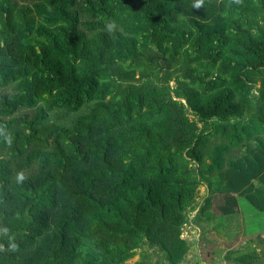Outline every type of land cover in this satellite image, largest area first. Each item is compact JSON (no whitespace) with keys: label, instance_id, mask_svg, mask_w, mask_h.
Masks as SVG:
<instances>
[{"label":"trees","instance_id":"16d2710c","mask_svg":"<svg viewBox=\"0 0 264 264\" xmlns=\"http://www.w3.org/2000/svg\"><path fill=\"white\" fill-rule=\"evenodd\" d=\"M196 3L0 0V264H181L216 197L264 213V0Z\"/></svg>","mask_w":264,"mask_h":264},{"label":"rangeland","instance_id":"374dc122","mask_svg":"<svg viewBox=\"0 0 264 264\" xmlns=\"http://www.w3.org/2000/svg\"><path fill=\"white\" fill-rule=\"evenodd\" d=\"M204 187L198 188L199 195H204ZM221 199L216 197L211 210V220L202 228L204 234V245L201 254L197 248H192L191 240L196 239L199 230L190 221L182 228L181 237L191 245L181 264H234L231 260L224 259V253L229 249L239 253H247L256 249L262 251L264 243L256 240V235L264 237V213L255 211L243 198L237 199V213L229 217H221L216 208ZM206 219V218H205ZM201 226V225H200ZM237 233V234H235ZM235 234V235H234ZM145 248L137 249L136 254L127 260L125 264H131L138 258ZM240 249V250H239ZM147 260H154L157 256L153 251ZM208 253L204 255V253ZM254 264H264L263 261Z\"/></svg>","mask_w":264,"mask_h":264},{"label":"clouds","instance_id":"9594fccd","mask_svg":"<svg viewBox=\"0 0 264 264\" xmlns=\"http://www.w3.org/2000/svg\"><path fill=\"white\" fill-rule=\"evenodd\" d=\"M202 4H203V0H197V3L195 4V7H196V8H199V7L202 6ZM107 27H108L109 29H111V28L113 27V25L110 23V24L107 25ZM19 178H20V179H23V175L20 174Z\"/></svg>","mask_w":264,"mask_h":264},{"label":"flooded vegetation","instance_id":"af4514ba","mask_svg":"<svg viewBox=\"0 0 264 264\" xmlns=\"http://www.w3.org/2000/svg\"><path fill=\"white\" fill-rule=\"evenodd\" d=\"M140 258H138L137 260H135L133 263H131V264H139L140 263ZM142 261H147V260H142ZM155 261H157V258H155L154 260H150V262H155Z\"/></svg>","mask_w":264,"mask_h":264}]
</instances>
